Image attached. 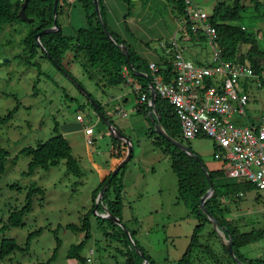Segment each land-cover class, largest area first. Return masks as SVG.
I'll list each match as a JSON object with an SVG mask.
<instances>
[{
	"label": "rangeland",
	"instance_id": "obj_1",
	"mask_svg": "<svg viewBox=\"0 0 264 264\" xmlns=\"http://www.w3.org/2000/svg\"><path fill=\"white\" fill-rule=\"evenodd\" d=\"M165 1L155 0V6L148 11L147 0H129L130 9L126 3L115 0L108 17L109 29L124 36L130 24L123 22V14L136 11L140 15L135 19L142 30L128 38L132 47L148 61L156 60L163 54L160 44L169 46L178 31L175 3ZM194 1L207 15L212 14L217 3L232 4V0ZM253 1L262 3L259 11L254 9ZM11 2L15 8L19 0ZM243 4L247 8L239 24L255 36L263 54L256 59L264 67V0H243ZM77 11L69 6L59 15L58 22L64 34L78 29L77 19L85 25L84 14ZM38 28L37 21L27 23L22 20L0 27V147L8 153L5 171L0 174V246L4 239H14L18 245L13 253L0 256V264H126L120 251L124 250L122 244L106 235L113 229L108 224H101L104 209L94 208V204L98 206L99 193L107 185L102 187V182L114 173L113 141L108 124L100 121L72 76L61 72L43 57L40 48L34 57L30 56L25 40ZM186 39L182 38L178 43L187 60L196 64L212 62L214 54L208 38ZM242 49L246 51L248 46L244 45ZM73 56L70 51L64 54L62 63L66 71L95 98L104 100V112L132 144L133 158L123 169V224L136 232V241L157 264H179L199 222L178 200L177 176L170 157L160 148L153 147L149 122L136 112L134 90L139 85L121 84L106 88L104 94V88L90 80L84 71L83 65L87 63L84 53H79V63L71 62ZM261 78L264 79V72ZM259 80L258 77L241 80L236 88L239 95L248 97L244 117L253 122L264 119V86H260ZM122 91L126 100L118 98ZM236 122L242 124L243 121L239 118ZM87 128L94 130V136L88 138L85 135ZM58 135L68 140L79 174L69 171L65 160L57 166L37 168L29 174L32 159L23 151ZM91 139L95 142L89 144L87 140ZM175 140L199 158L202 167L207 168L204 170H223L229 182H246L230 176L228 166L212 140H185L182 135ZM120 142L118 145L123 147L124 142ZM175 147L178 146L173 144L172 149ZM94 193L98 194L95 202ZM234 199L236 202L227 203L228 218L239 225L241 232L264 230V192L256 189L241 191L239 198ZM28 202L31 209L23 214L22 225L10 226L12 214L24 210ZM84 219L89 222V232L83 229ZM217 236L219 240L212 234L211 225H206L199 241L221 255H218V261L206 256L205 250L198 246L192 255L193 264H234L230 258L222 257L219 241L223 242ZM81 243L83 246L78 255L83 261L70 258L71 248ZM241 253L249 259L261 258L264 239L244 246Z\"/></svg>",
	"mask_w": 264,
	"mask_h": 264
},
{
	"label": "trees",
	"instance_id": "obj_2",
	"mask_svg": "<svg viewBox=\"0 0 264 264\" xmlns=\"http://www.w3.org/2000/svg\"><path fill=\"white\" fill-rule=\"evenodd\" d=\"M69 0H59L56 9L57 21L59 15L63 14L64 6ZM80 3L86 13L87 26L75 31L74 35H64L63 29L56 33H49L42 35L39 41L35 39L37 33L42 30L53 27L54 22V0H29L26 7V14L34 18L39 23V28L32 30L26 37L25 44L31 57L37 53L38 49L42 50L43 57L49 59L61 72L67 73L77 81L81 86L77 78L73 77L63 66V57L66 51L74 53L72 63H79V53L83 52L86 58V64L84 71L88 74L90 80H94L98 86H102L103 93L106 94V88L117 87L121 84H127L123 77V69L126 67L129 71L130 77L133 79V84L137 83L140 87V91L137 93L134 90L135 98L137 103L135 105L136 112L139 115H143L149 122V137L152 141L153 147L160 150L167 156L170 157L171 167L177 176V187H178V200L183 202L190 211L197 217L198 226H196L194 233L191 237L190 245L183 258L179 261V264H193L192 255L198 246L205 250V255L210 257L212 260L218 261V255L214 250L207 246H203L199 241L201 234L206 225H211V232L217 237L216 231L213 228L212 222L207 216L201 211L200 204L201 199L206 195V192L210 189L211 185L214 187V195L207 200L205 203V209L215 218L220 228L225 232L227 238L232 239V247L234 250L235 257L243 264H264V257L257 259H249L242 255L241 249L248 245L264 239V230H251L250 232H241L239 225L234 224L229 218V207L228 202L234 201V197L239 198L241 191H248L256 189L254 185L248 182L232 183L228 181V176L223 170H208L210 180L207 178L206 171L202 167L201 163L195 158L190 156L185 151L180 150L178 147L172 149V143L163 137L160 133L155 130L157 120L152 121V107L148 103H139L142 94L150 95V83L153 80L150 64L155 63L162 74L169 77L173 75V57L170 56H157L156 60L148 61L143 55H141L131 44L118 35L112 32L108 26L107 10L103 0H99L100 11L102 21L98 19L97 12L93 0H74ZM130 6L129 0H121ZM175 3V9L177 10L178 20L183 18L186 14L185 3L182 0H171ZM23 0H19L14 8L11 0H0V27L12 23L15 20H20L18 13ZM262 3L259 1H253V7L256 11H259ZM247 6L243 4V0H232V4L226 2L217 3L210 15L209 22L214 26L218 32V43L221 50V59L223 61H231L233 63L246 64L249 63L254 71L252 79L259 78L258 81L264 86V79L261 78V74L264 72L263 65L256 59V57L263 55L259 50L258 42L253 34L247 33L248 31L241 26L240 21L242 20V13L246 10ZM130 9V7H129ZM131 11L125 15V19L128 18ZM107 27V30L113 36L115 42L111 41L107 35H105L103 24ZM59 24V22H58ZM59 26H61L59 24ZM129 30V27L127 28ZM187 36L192 40L207 39L202 31L193 33L190 26H188ZM131 35H133L131 33ZM187 37L183 35L181 39ZM149 46L148 43H146ZM248 46V50L243 51L242 46ZM121 46L127 48L129 51L128 58L124 55ZM163 52V51H162ZM199 65H211L210 64L197 63ZM88 67V69H87ZM91 70V71H90ZM143 73L145 75H141ZM246 79V80H249ZM169 78L166 81L169 82ZM84 86H82L83 88ZM90 97L94 100L98 109H95V105L87 102L98 114L101 122H107L112 124L115 129L116 125L112 122L110 117L104 112L105 102L103 99L98 100L87 91ZM84 96V95H83ZM155 110L158 115L160 124L167 132L169 136L176 139L177 136L181 135V128L179 121L174 113L172 106L163 100L160 96H157L155 102ZM154 117V116H153ZM118 130V129H117ZM122 133V132H121ZM112 142V157L117 159V162H122L127 157L128 147L124 143L121 147L120 141L111 137ZM68 140L62 136H55L44 143L38 144L36 147H28L23 153L31 157V163L29 165V174H33L37 168L49 169L52 166H57L61 160H65L69 171L79 174V167L76 159L71 154V146ZM216 151L220 153V150L215 146ZM7 152L5 149L0 147V174L5 171V163L7 159ZM133 158V151H132ZM118 165V164H117ZM124 164L116 175L108 176L103 182L102 187L107 184L103 197L99 199L98 206L94 204V208L97 207L99 210L101 207L104 211H108L111 215L119 218L122 223V208L124 199V173L123 169L126 168ZM207 169V168H206ZM257 190V189H256ZM98 194L94 193V202ZM31 209V205L28 202L27 207L24 210L17 211L12 214L9 219L10 226L19 227L22 225L23 214ZM83 229L89 232V222L84 219ZM108 224L112 228V232H107L106 235L111 237L113 240L122 244L124 250H120L126 258V264H143L144 260L137 253L136 248L140 249L150 264H157L150 256L146 254L143 248L135 239L136 232L131 230L130 233L135 241L136 248L134 249L131 242L129 241L124 230L116 225L113 221L108 219H101V224ZM126 226V225H125ZM127 228V226H126ZM4 228L1 229V231ZM89 237V233H87ZM219 247L221 248L222 257L230 258L231 261L236 264L233 256L230 255L227 248L223 243L219 241ZM83 246L81 243L78 246L71 248L69 253L70 258H79L78 255L80 248ZM18 245L14 239H4L0 246V256L5 257L13 253ZM221 256V255H220Z\"/></svg>",
	"mask_w": 264,
	"mask_h": 264
},
{
	"label": "built area",
	"instance_id": "obj_3",
	"mask_svg": "<svg viewBox=\"0 0 264 264\" xmlns=\"http://www.w3.org/2000/svg\"><path fill=\"white\" fill-rule=\"evenodd\" d=\"M186 14L178 20V31L168 46L161 43L164 56H173V75L165 76L155 63L150 64L153 77L151 86L157 96L166 100L179 121L185 140L208 138L219 148L232 178L246 181L264 192V119L253 122L244 117L248 104L246 95H239L237 86L241 80L254 76L249 63H233L221 59L218 32L209 22L210 15L194 0H182ZM190 26L193 33L202 31L213 49L214 65H199L184 57L178 41ZM127 84L133 79L125 67L122 73ZM169 78V82L166 81ZM138 93L140 87L136 88ZM139 103L151 106L150 95L142 94ZM153 113V110L152 112ZM241 119L242 124L236 122ZM85 135L94 136L87 128ZM95 139L87 140L93 143ZM264 257V255H263Z\"/></svg>",
	"mask_w": 264,
	"mask_h": 264
},
{
	"label": "water",
	"instance_id": "obj_4",
	"mask_svg": "<svg viewBox=\"0 0 264 264\" xmlns=\"http://www.w3.org/2000/svg\"><path fill=\"white\" fill-rule=\"evenodd\" d=\"M44 1H47V0H44ZM93 1H94V5H95V10H96L97 15H98V19L100 21H102L99 0H93ZM28 2H29V0H23V2L21 4V7H20V11L18 13V17H19L20 20H22L24 22L32 23V22L35 21V19L29 17L26 14V7L28 5ZM58 2H59V0H54V22H53V27H51L49 29L42 30L39 33H37L36 35H34L35 36V39L37 41L40 40V38L42 37V35L49 34V33H56V32H58V31H60L62 29V27L59 26V24H58L57 16L55 14L56 13L57 6H58ZM103 27H104V31L106 33L105 35H107L111 41L115 42L113 36L110 35L111 33L107 30V27L104 24H103ZM41 49H43V48H41ZM121 49H122L124 55L128 58L129 51L127 50V48L121 46ZM139 74L145 75L143 73H139ZM73 81L79 87L81 93L87 99L90 100V103L92 105H95L94 106L95 109H98V106L95 104L94 100L90 97V95L87 92V90L85 88H82V86L77 81H75L74 79H73ZM156 99H157L156 91L151 86V106H152V110H153V113H152L153 114L152 115V121L157 120V124L155 125V130H157L158 133H160L162 136H164L172 144L177 145L182 151H185L190 156L194 157L197 161L200 162L199 158L196 157V156H194L192 154V152L188 148H185L184 146H182L181 144H179L178 141H176L174 138H172L171 136H169L167 134V132L164 130V128L160 124V121L158 119L157 112L155 110V102H156ZM107 124H108V130H109V133H110L111 137H113L115 139H118L119 141H122V142L126 143L127 144V147H128L127 157L122 162H120L115 169H113L114 170L113 176H114V175H116V173L121 169V167L124 164L128 163L131 160L133 148H132L131 141H129V139L125 135H123L120 131H118L117 129H115V127L112 124H110V123H107ZM205 171H206L208 180H210L208 171L206 169H205ZM106 186L102 189L101 193H99L100 194L99 199L103 197V195H104L103 193L105 192ZM213 192H214V187L211 185V181H210V189L208 190V192H206V195L201 199L200 209L207 216V218L212 222L214 230L221 237V240H222L224 246L227 248V250L230 253V255L233 256V258L235 259L236 264H243L241 261H239L235 257L234 250H233V247H232V239L230 237L229 238L226 237L225 232L220 228L218 222L205 209V203L207 202L208 199H210L214 195ZM96 211H97V209H96ZM104 214H105L104 215V218L105 219H108L110 221H113L116 225L120 226L124 230V232L126 233L129 241L131 242L133 248L135 249L136 248L135 241L133 240V237H132L130 231L126 228V226L122 223V221L119 218L115 217L114 215H111L107 210L105 211ZM224 239H225V241H223ZM136 251L140 255V257L144 260V263L143 264H150L149 260L147 259V257L145 256V254L140 249L136 248Z\"/></svg>",
	"mask_w": 264,
	"mask_h": 264
},
{
	"label": "crops",
	"instance_id": "obj_5",
	"mask_svg": "<svg viewBox=\"0 0 264 264\" xmlns=\"http://www.w3.org/2000/svg\"><path fill=\"white\" fill-rule=\"evenodd\" d=\"M103 1L105 3V7H106V10H107V20H108V17L111 16V11H113V5L116 4V3H115V0H103ZM157 1L166 2L165 0H157ZM69 6H71L73 8L75 7V9H78V11H77L78 14H82V15L84 14L83 16H84L85 25H82V21L79 20V19H77V24L79 25L78 29H75L72 33H69L68 35L64 34L66 36H72V35H74L75 31H77V30H79L81 28H85L87 26L86 13L84 11L83 6L80 3H78V2H76L74 0H69L68 3L64 6V9L67 8V7H69ZM154 6H155V0H147V9H148V11H151V9ZM129 7L130 6H128V8ZM64 9H63V12H64ZM71 11L73 12V9ZM138 15H140V14L137 13L136 11L133 12V13L131 12L130 16L125 19V15L123 14V22L126 23V24L129 23L130 26H128L129 27V30L128 29H125L124 34H123L124 36H121V35L120 36L123 37L124 39H126L130 44H131L132 41L128 37L129 36H132L131 33L133 35H135L136 33H139L142 30L141 27L138 24V21L136 20ZM175 21L177 22L178 21V18H175ZM71 23H72V21H71ZM133 25H134V28H132ZM70 27L71 26H69L68 28H70ZM68 28H66V29H68ZM71 29H74V28L71 27ZM63 32H64V30H63ZM131 46H132V44H131ZM118 98L125 99L126 100L125 94H124L123 91H122V94L120 96H118ZM117 161L118 160L115 159V162H113V169H115L118 166L117 164H119V162H117Z\"/></svg>",
	"mask_w": 264,
	"mask_h": 264
},
{
	"label": "bare ground",
	"instance_id": "obj_6",
	"mask_svg": "<svg viewBox=\"0 0 264 264\" xmlns=\"http://www.w3.org/2000/svg\"><path fill=\"white\" fill-rule=\"evenodd\" d=\"M18 15V14H17ZM33 23V22H32ZM150 94V93H149Z\"/></svg>",
	"mask_w": 264,
	"mask_h": 264
}]
</instances>
